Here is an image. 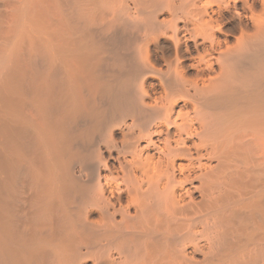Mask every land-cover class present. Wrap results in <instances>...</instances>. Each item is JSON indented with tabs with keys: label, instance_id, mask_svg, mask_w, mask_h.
<instances>
[{
	"label": "bare ground",
	"instance_id": "1",
	"mask_svg": "<svg viewBox=\"0 0 264 264\" xmlns=\"http://www.w3.org/2000/svg\"><path fill=\"white\" fill-rule=\"evenodd\" d=\"M0 264H264V0H0Z\"/></svg>",
	"mask_w": 264,
	"mask_h": 264
}]
</instances>
